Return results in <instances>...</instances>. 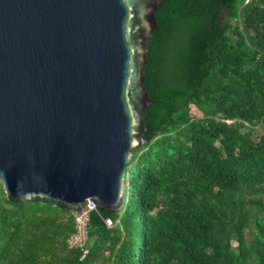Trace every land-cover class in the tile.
Listing matches in <instances>:
<instances>
[{"label":"trees","instance_id":"obj_1","mask_svg":"<svg viewBox=\"0 0 264 264\" xmlns=\"http://www.w3.org/2000/svg\"><path fill=\"white\" fill-rule=\"evenodd\" d=\"M155 17L126 205L91 213L83 257L72 211L0 186V264H264V0H164Z\"/></svg>","mask_w":264,"mask_h":264},{"label":"water","instance_id":"obj_2","mask_svg":"<svg viewBox=\"0 0 264 264\" xmlns=\"http://www.w3.org/2000/svg\"><path fill=\"white\" fill-rule=\"evenodd\" d=\"M164 0H0V186L121 211L145 146L147 49Z\"/></svg>","mask_w":264,"mask_h":264},{"label":"built area","instance_id":"obj_3","mask_svg":"<svg viewBox=\"0 0 264 264\" xmlns=\"http://www.w3.org/2000/svg\"><path fill=\"white\" fill-rule=\"evenodd\" d=\"M87 208V210L83 211H72L74 232L67 240L70 247L80 249L83 252V257L88 253L87 241L90 231V215L91 213L98 212V207L93 203H89ZM104 223L109 228L115 224L110 218H105Z\"/></svg>","mask_w":264,"mask_h":264},{"label":"rangeland","instance_id":"obj_4","mask_svg":"<svg viewBox=\"0 0 264 264\" xmlns=\"http://www.w3.org/2000/svg\"><path fill=\"white\" fill-rule=\"evenodd\" d=\"M193 111H194V112H196V110H195V109H193Z\"/></svg>","mask_w":264,"mask_h":264}]
</instances>
